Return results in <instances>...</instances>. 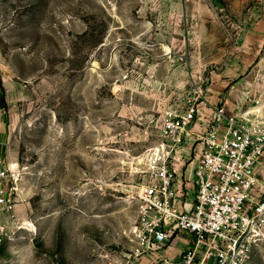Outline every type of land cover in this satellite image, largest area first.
<instances>
[{
  "label": "rangeland",
  "instance_id": "374dc122",
  "mask_svg": "<svg viewBox=\"0 0 264 264\" xmlns=\"http://www.w3.org/2000/svg\"><path fill=\"white\" fill-rule=\"evenodd\" d=\"M193 103L168 162L179 206L195 203L188 170L215 107L264 126V0H0L1 165L20 176L0 264L179 255L184 231L144 245L139 195L144 156ZM259 169L264 180V157ZM250 264H264V243Z\"/></svg>",
  "mask_w": 264,
  "mask_h": 264
},
{
  "label": "built area",
  "instance_id": "2783aa9c",
  "mask_svg": "<svg viewBox=\"0 0 264 264\" xmlns=\"http://www.w3.org/2000/svg\"><path fill=\"white\" fill-rule=\"evenodd\" d=\"M198 113L193 103L182 115L169 114L164 125L167 145L144 156L152 178L139 195L140 238L152 250V239L166 245L179 231L194 237V245L179 258L161 255L155 264H250L264 243V180L259 169L264 126L215 107L210 128L199 139L192 173L195 203L179 206L177 198L184 193L168 162L184 144ZM19 177L12 165L0 167V247L7 237L4 218L16 211L20 197Z\"/></svg>",
  "mask_w": 264,
  "mask_h": 264
},
{
  "label": "crops",
  "instance_id": "0c3cea01",
  "mask_svg": "<svg viewBox=\"0 0 264 264\" xmlns=\"http://www.w3.org/2000/svg\"><path fill=\"white\" fill-rule=\"evenodd\" d=\"M3 145H4V143L2 144V145H0V167H2V165L1 164H3V162H4V155H5V151H4V147H3ZM199 147H200V145L199 146H197V149H196V153H195V155L197 156L198 155V152H199ZM195 159H196V157H195ZM194 159V161H193V163L190 165V169L188 170V174H190V178H189V180H191V182L189 181V183H187L186 184V188L189 190V191H191V188H193L194 189V186H193V183H192V173H193V169H194V165H195V160ZM189 171L191 172V173H189ZM178 186V188L179 189H181V185H177ZM194 192V191H193ZM176 242H177V245H176V251L175 252H180L179 253V255H177V254H175L176 256H174V257H172L173 259H175V258H179L180 257V255L185 251V250H187L188 248H190L191 246H193L192 245V243L194 242V238H192V237H187V238H184V241L186 242V245L188 246V247H186V248H184V249H179L178 248V245H179V240L177 239V240H175ZM195 243V242H194ZM158 259H159V256L158 257H151V259H147L146 260V262H141L140 264H155L157 261H158Z\"/></svg>",
  "mask_w": 264,
  "mask_h": 264
},
{
  "label": "bare ground",
  "instance_id": "6f19581e",
  "mask_svg": "<svg viewBox=\"0 0 264 264\" xmlns=\"http://www.w3.org/2000/svg\"><path fill=\"white\" fill-rule=\"evenodd\" d=\"M13 167H15L16 165H12Z\"/></svg>",
  "mask_w": 264,
  "mask_h": 264
}]
</instances>
